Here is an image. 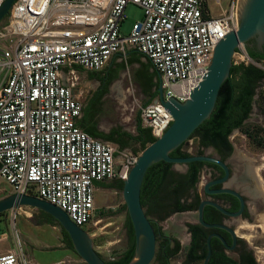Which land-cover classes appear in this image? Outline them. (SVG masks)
<instances>
[{
	"label": "built area",
	"instance_id": "built-area-1",
	"mask_svg": "<svg viewBox=\"0 0 264 264\" xmlns=\"http://www.w3.org/2000/svg\"><path fill=\"white\" fill-rule=\"evenodd\" d=\"M239 2L16 0L0 21V177L14 193L58 206L80 227L89 224L98 183L127 180L139 155L79 126L84 103L77 77L66 83L63 68L101 70L134 47L161 74L164 99L185 102L208 73L218 43L238 30ZM129 5L140 7L143 18L124 34ZM140 115L155 140L174 120L159 96ZM0 264L29 261L19 249L0 252Z\"/></svg>",
	"mask_w": 264,
	"mask_h": 264
},
{
	"label": "rangeland",
	"instance_id": "rangeland-1",
	"mask_svg": "<svg viewBox=\"0 0 264 264\" xmlns=\"http://www.w3.org/2000/svg\"><path fill=\"white\" fill-rule=\"evenodd\" d=\"M142 18L143 10L136 5H129L125 11L122 32L129 34L133 24ZM237 53L242 55L241 51ZM239 55L234 59V64L243 63ZM244 63L252 62L245 61ZM257 66L264 70V62H258ZM112 83L123 87L126 96L122 103L130 109L133 105L136 109H140L153 99L145 91L143 92V84L137 80L135 71L132 68L128 70L126 65L121 68ZM111 85L103 95L99 106L94 107V110L99 112L101 119L117 123L124 117L130 116V113L127 110L125 113L121 109V101L115 99L114 92L110 90ZM154 91L155 89H152L150 94ZM230 140L236 147V156L244 155L256 164L254 167L258 166L256 173L262 179L264 191V80L257 89L255 109L251 118L241 129L233 132ZM183 149L195 154L198 150V140L189 139ZM104 183L95 192V217L82 228L90 235L96 251L106 261H109L116 259L128 246L129 216L123 197V183H118L117 180ZM13 193V188L0 177V200ZM263 206L261 201L259 214L254 215L252 219L239 222L237 226L238 233L245 236L248 245L255 251L259 264H264ZM197 218L195 211H186L173 214L166 221L161 222L160 225L166 234L175 236L181 241L183 252L173 259V264L182 260L189 245L188 224L197 222ZM45 220L40 210L29 206L1 213L0 252L23 249L29 264H87L74 249L69 247L62 227L58 223H46Z\"/></svg>",
	"mask_w": 264,
	"mask_h": 264
},
{
	"label": "water",
	"instance_id": "water-1",
	"mask_svg": "<svg viewBox=\"0 0 264 264\" xmlns=\"http://www.w3.org/2000/svg\"><path fill=\"white\" fill-rule=\"evenodd\" d=\"M16 0H6L0 8V21L8 14ZM253 40L256 47L264 50V0H240L238 9V30L232 31L216 46L212 63L208 73L192 92L190 98L180 102L172 97L164 99L162 76L158 93L160 100L170 110L174 120L164 135L146 148L138 156L137 162L131 169L127 180L123 181V197L128 210V215L133 225L136 248L135 256L129 264H152L157 252V234L152 220L147 215L142 204L141 191L145 175L149 168L160 161L171 163L177 169L184 167L191 162H210L222 168L224 177L211 180L204 185L208 194L230 193L239 197L240 194L228 187L213 190L211 186L227 183L230 170L222 159L209 155H189L186 157L172 156V152L189 141L193 133L213 113L221 87L230 77L234 65L236 53L244 47L246 54L252 64L257 66L258 61L251 58L247 52V46H252ZM259 67V66H258ZM211 205L216 209L229 214L220 204L211 200H203L198 210V221L205 227H221L229 229L226 225L209 224L204 220V208ZM29 206L51 215L70 236L73 249L87 264H108V262L96 251L90 235L80 226L75 224L68 214L58 206L26 193H13L0 200V214L15 208ZM242 208L236 216L240 215ZM233 235L235 236L234 232ZM223 239L220 235H218ZM224 241V239H223ZM209 256L211 253V236L208 238Z\"/></svg>",
	"mask_w": 264,
	"mask_h": 264
},
{
	"label": "flooded vegetation",
	"instance_id": "flooded-vegetation-1",
	"mask_svg": "<svg viewBox=\"0 0 264 264\" xmlns=\"http://www.w3.org/2000/svg\"><path fill=\"white\" fill-rule=\"evenodd\" d=\"M252 47H255L259 53H264V50H260L253 43ZM114 75V74H113ZM259 87V86H258ZM255 89V95L253 97L251 111L249 116L244 120L243 126L251 118V115L255 109V100L257 98V89ZM241 129L237 128L234 131ZM233 131V132H234ZM232 132V134H233ZM231 134V135H232ZM230 135V136H231ZM231 147L229 149L220 150L216 146L210 145L203 147L202 153L198 150L195 154L190 155H209L222 159L227 163L230 175L227 183H221L211 186V189L217 190L222 187H228L240 194L243 201L230 193H216L208 194L204 190L205 183L211 180H217L224 177L225 172L219 166L216 167L210 162H202L196 164L198 169L199 180L194 188L191 189V196L188 200V204L193 205L191 210L195 211L198 215L200 204L203 200H211L220 204L229 214L224 213L211 205H206L204 208V220L209 224L226 225L229 229H223L221 227H205L198 221L188 224L189 245L180 262V264H205L207 257L209 256L208 238L211 236V253L208 259V264H259V260L256 257L255 251L248 245L245 236L240 235L237 229L239 222L252 219L254 215L259 214V204L262 201L264 204V191L262 187V179L260 175L256 173V164L248 159L244 155L236 156V147L230 140ZM216 165V164H215ZM175 171L186 173L190 169V165L187 164L184 169H177L172 166ZM203 183V184H201ZM244 208L240 215L236 216L242 208ZM264 210V206H263ZM183 211V212H186ZM180 213L175 212L173 214ZM173 214L165 219H161V215H150L153 226L156 224L157 234V252L154 261L157 262L158 251L163 249V256H169V263L177 255L183 252L180 239L175 236L168 235L164 232V229L160 225L161 222L166 221ZM233 232L235 236L233 235ZM220 235L223 239H221ZM177 241L180 243L181 248L178 252H173ZM166 242H169L167 244ZM167 245L169 249L167 250Z\"/></svg>",
	"mask_w": 264,
	"mask_h": 264
},
{
	"label": "trees",
	"instance_id": "trees-1",
	"mask_svg": "<svg viewBox=\"0 0 264 264\" xmlns=\"http://www.w3.org/2000/svg\"><path fill=\"white\" fill-rule=\"evenodd\" d=\"M250 42L254 43L253 40ZM246 48L251 58L258 62H264V53H259L255 47L249 45ZM263 80L264 70L260 67L252 63L233 65L230 77L221 87L212 115L191 136V138H196L199 141L200 153H202L203 147L210 145L216 146L220 150L231 147L229 136L235 129L242 128L244 120L249 116L251 111L255 89ZM90 111V107L85 110L86 113H90ZM90 133L95 136L94 132ZM154 141L155 139L151 136L150 142ZM184 144L174 150L172 156H189L188 151L183 149ZM197 163L201 164L202 162L189 163L190 169L186 173L175 171L172 169L173 164L164 161L155 163L149 168L141 191L142 204L148 216L160 214V218L165 219L175 212L192 209L193 205L191 203L188 204V200L191 196V189L194 188L199 180L198 169L196 168ZM212 165L218 167L215 164ZM41 213L46 219V223H58L48 213L43 211ZM154 226L156 228V224ZM127 229L129 235L127 248L116 259L107 261L108 264H129L134 258L136 240L133 225L129 217ZM62 231L69 243V247L73 249L69 234L64 229ZM166 243L169 244V242ZM180 248L181 245L177 241L173 252H178ZM162 254L163 249L158 251V263L170 264L169 256L164 257Z\"/></svg>",
	"mask_w": 264,
	"mask_h": 264
},
{
	"label": "crops",
	"instance_id": "crops-1",
	"mask_svg": "<svg viewBox=\"0 0 264 264\" xmlns=\"http://www.w3.org/2000/svg\"><path fill=\"white\" fill-rule=\"evenodd\" d=\"M125 65L128 70L132 68L135 71L137 80L140 84H143V92L145 91L156 100L159 96V73L151 61L134 47H129L125 53L115 54L110 62L101 70H87L79 65H74L73 67L67 66L62 70V77L66 83L71 82V76L75 75L77 77L75 91L84 103L82 116L78 119L79 126L88 133L94 132L95 137L115 145L120 151L140 155V152L151 144V130L142 121L139 108L136 109V106L133 105L130 109L129 106L122 103L126 96L123 87L120 84L112 83L117 78L121 68ZM109 85H111L110 90L114 92L115 99L121 101V109L125 113L126 110L130 113V116L124 117L117 123L101 119L99 112L94 110V107L99 106L105 92L108 91ZM152 89H155V91L153 94H150ZM88 107L91 108L90 113L85 112ZM113 180L123 183L119 179ZM103 183L100 182L98 187ZM173 259L170 264H173ZM180 262L181 260L176 264H180ZM153 264L159 263L157 261Z\"/></svg>",
	"mask_w": 264,
	"mask_h": 264
},
{
	"label": "bare ground",
	"instance_id": "bare-ground-1",
	"mask_svg": "<svg viewBox=\"0 0 264 264\" xmlns=\"http://www.w3.org/2000/svg\"><path fill=\"white\" fill-rule=\"evenodd\" d=\"M241 48H243V49H244V47H243V46H241ZM240 59H243V60H248V57H247V55H246L245 51L242 53V55H241ZM257 168H258V166L256 167V170H258Z\"/></svg>",
	"mask_w": 264,
	"mask_h": 264
}]
</instances>
